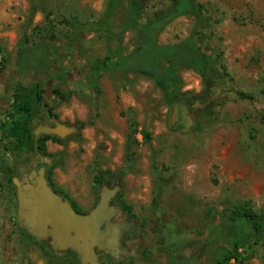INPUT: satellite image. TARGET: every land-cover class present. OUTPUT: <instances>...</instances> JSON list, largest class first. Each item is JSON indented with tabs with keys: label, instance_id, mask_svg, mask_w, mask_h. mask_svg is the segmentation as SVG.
<instances>
[{
	"label": "rangeland",
	"instance_id": "1",
	"mask_svg": "<svg viewBox=\"0 0 264 264\" xmlns=\"http://www.w3.org/2000/svg\"><path fill=\"white\" fill-rule=\"evenodd\" d=\"M199 1L207 5L212 24L198 43L210 55L223 53L228 76L207 97L201 77L177 67L173 88L184 98L176 102L181 109L172 125L175 103L165 102L151 76L130 72L116 82L103 72L94 80L87 66L108 48L130 53L134 33L120 40L90 26L81 40L83 53L67 43L76 29L72 18L93 24L108 0H0V124L7 122L0 129V264H91L74 248H55L51 237L35 234L23 217L19 189L36 188L41 179L84 211H93L109 193V207L116 211L112 222L124 229L116 255L96 249L99 264H214L209 225L228 219L246 201L264 211V0ZM169 5L149 0L146 11ZM48 13L56 29L53 64L71 67L72 82L64 94L46 93L52 111L38 115L33 131L49 126L60 132L39 133L51 136L48 155L39 159L36 152L16 148L6 112L20 80V41L27 35L30 44L38 43ZM194 23L191 16L176 18L159 42L184 40ZM21 80L27 85L32 77ZM239 91L253 98H242ZM126 205L150 242L123 245L127 223L115 219L132 216ZM219 260L264 264V239L244 244L232 260Z\"/></svg>",
	"mask_w": 264,
	"mask_h": 264
},
{
	"label": "trees",
	"instance_id": "2",
	"mask_svg": "<svg viewBox=\"0 0 264 264\" xmlns=\"http://www.w3.org/2000/svg\"><path fill=\"white\" fill-rule=\"evenodd\" d=\"M148 1L108 0L104 13L93 24L81 23L77 17H73L71 26L76 29L68 34L67 43H76L81 54L84 51L81 40L90 26L96 32L120 40L127 32H132L135 34V47L130 53L123 54L120 50L108 48L103 58H89L87 66L94 80L103 72H109L116 82L123 81V76L130 72L149 75L162 90L165 102L172 104L184 98L173 88L175 70L184 66L201 77L205 94L211 97L218 82L228 76V71L222 52L210 55L198 43V39L203 37L212 24L207 5L199 0H168L170 5L167 9L147 13ZM180 16H191L195 20L189 36L175 43H160L159 36ZM55 33L53 18L48 13L38 43L30 44L27 35L20 41L17 60L20 80L15 83L12 103L6 112V118L12 121L8 135L17 141L16 148L20 151H38L45 156L48 155L47 140L51 136L46 134L36 138L33 126L38 115L52 111L47 108L49 103L46 93L64 94L69 74L72 73L67 65L56 67L53 64L57 56ZM25 75L32 77L30 84L22 82ZM238 95L253 98L243 91H239ZM6 124V121L2 122L0 129L4 130ZM65 197L69 198L67 194ZM70 202L80 213L77 203L71 199ZM157 202L155 198L154 204ZM126 206L131 213V207ZM131 215L136 218L132 213ZM207 238L211 241L209 245L213 263L224 264L219 257L226 261L232 260L244 244L264 239V211L256 212L251 202L246 201L235 207L228 219L215 225L210 224ZM218 239L221 242H217Z\"/></svg>",
	"mask_w": 264,
	"mask_h": 264
},
{
	"label": "water",
	"instance_id": "3",
	"mask_svg": "<svg viewBox=\"0 0 264 264\" xmlns=\"http://www.w3.org/2000/svg\"><path fill=\"white\" fill-rule=\"evenodd\" d=\"M180 109L178 103L173 105L172 125L176 124ZM40 132L60 131L46 126L35 131L36 138ZM38 183L36 188L28 184L19 189V201L25 208L23 217L35 234L51 237L53 245L60 251L74 248L85 262L91 264H99L96 249L116 255L118 238L124 226L112 222L116 211L109 207V193L93 211L81 214L70 202L55 194L44 179Z\"/></svg>",
	"mask_w": 264,
	"mask_h": 264
},
{
	"label": "flooded vegetation",
	"instance_id": "4",
	"mask_svg": "<svg viewBox=\"0 0 264 264\" xmlns=\"http://www.w3.org/2000/svg\"><path fill=\"white\" fill-rule=\"evenodd\" d=\"M71 71H72V68H71ZM69 78H70V80H68V83L72 82V73L69 74ZM74 78L76 80H78L77 78L82 79V76L75 73ZM36 154L39 155V159L42 158L41 154L38 151H36ZM34 169H32V170H34ZM70 204H71V202H70ZM71 206H72V204H71ZM92 209H90L89 211H84V210L80 209L79 211H81L80 213L87 214ZM115 220L116 221H120L121 223L124 222V221H125V223H127L126 224L127 228L125 229V231L128 234H126L127 237L124 239V241H123L124 244L123 245H127L128 243H137L138 244V243H141V242L143 243V242H150L151 241V236L148 234V231L146 229H141L138 226L139 222H138V220L136 218L128 217L126 219L122 214H118L116 216ZM68 249L72 250V248H68Z\"/></svg>",
	"mask_w": 264,
	"mask_h": 264
}]
</instances>
